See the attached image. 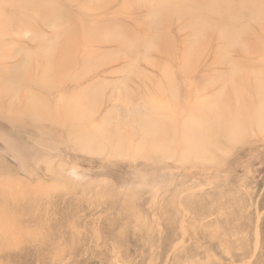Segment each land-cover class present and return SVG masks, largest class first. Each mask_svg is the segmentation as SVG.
I'll return each instance as SVG.
<instances>
[{
	"label": "rangeland",
	"instance_id": "rangeland-1",
	"mask_svg": "<svg viewBox=\"0 0 264 264\" xmlns=\"http://www.w3.org/2000/svg\"><path fill=\"white\" fill-rule=\"evenodd\" d=\"M225 1L233 15L239 1L255 0ZM152 2L0 0V68L26 65L37 76L36 52L45 54L71 32L76 44L55 55L70 66L49 78L81 79L44 103L29 86L0 76V264H264V108L259 119L256 109L240 107L249 125L231 116L245 126H221L224 139L203 125L189 139L179 130L175 137L158 132L149 116L158 112V95L135 91L146 78L158 81L166 63L176 74L183 55L194 53L187 42L193 29L176 18L171 42L147 40ZM257 4L264 9V0ZM241 19L253 31V22ZM213 30L220 26L196 31ZM114 32L137 47L106 42ZM93 34L102 41L85 45ZM209 46L196 77L213 88L196 95L201 102L224 87L229 70L214 63ZM161 48L171 61L159 58Z\"/></svg>",
	"mask_w": 264,
	"mask_h": 264
},
{
	"label": "bare ground",
	"instance_id": "bare-ground-1",
	"mask_svg": "<svg viewBox=\"0 0 264 264\" xmlns=\"http://www.w3.org/2000/svg\"><path fill=\"white\" fill-rule=\"evenodd\" d=\"M153 1L154 2H152V5H150V15L152 16L151 19H153V22L151 21L152 23L150 24V26L149 25H148L149 27L147 26L149 29L146 28L147 30H150L151 33L150 32L149 33L152 35L150 36L148 35L147 40L157 42L158 44L160 43V45L161 43L165 44L171 42L170 41L171 39L168 38L167 36L169 31V26L172 24L174 19L176 18L183 19L187 29L188 28L193 29L191 34H189V39L187 40V42L189 46H191L194 52L191 57L188 56L187 54L183 55L181 61L182 65L179 68V70H176L175 75L174 74L170 75L167 72L168 68L165 69V67L168 64L167 63L165 64L164 61L163 64H165L166 66L165 65L164 67L159 66L160 79L158 81L153 82V81H148V79L146 78L142 82L143 83L142 87L139 86L137 91H135V93L139 95L140 94L144 95L146 92H151L153 93V95L154 94L158 95L159 102L157 101L158 99L155 97V100L157 99L156 102H158V105L156 104L157 106L155 107V110L158 112L156 114L152 113L149 115L151 116V118L154 119L155 123L157 122L160 125L159 126L160 128L156 127L158 129L157 131L159 132V130H161L164 132L163 134L167 133L166 134L167 136L170 135L171 137L172 135V137L173 136L175 137V135H177L178 133L177 130H179L182 133L180 134V139L182 140V138H186L184 137L185 135H187L188 139L191 138L189 137L191 132L194 133L199 129V127L203 125L205 126V127L202 126L204 129H206V126L208 128H212V130L214 128L212 133L215 140L220 139V137L224 139L226 135L217 134L218 130L221 126H224L223 128L228 127L226 125L228 124V122L230 124L232 120L231 116H235V114H237L239 119H242L245 116L244 114L246 111L243 114L238 113V111H240L239 110L240 107H247L250 110H252V113L254 112V109H256L255 116L256 117L261 116V113L259 114L257 110H261L262 108H264V61H263L264 60L263 58L264 57V21L262 20V18H264V9H261L259 4H257L258 0L253 1V3H247L238 0L240 3L234 6L237 9L233 15L229 13L230 12L229 10H226L224 8L225 3L229 2L225 0H218V2H215L214 0L213 1L212 0H205V1L153 0ZM49 7L51 6L49 5ZM44 13L45 11L38 12L39 15H42ZM51 13L52 12L48 13V16ZM240 14L245 16L247 18V21L253 22L254 24L253 31L254 29H256V31L259 32V35L255 36L252 29L248 30L245 27L244 24L246 23L243 22L242 19L240 20ZM252 14H254L255 16ZM208 18L212 20V23H208L204 21ZM34 19L35 21H38L40 23L49 20L47 19L44 21V19H41V21H39L35 17ZM216 25L220 26V30L218 31L213 30L212 32L208 33L205 36L201 35L200 32L196 31L200 27H202L204 30H208ZM104 30L107 29L104 28ZM108 30L114 31L113 26L109 27ZM114 33L115 36H113V38L110 41L108 40L106 42L114 43L118 46V48L123 50L131 49L132 47L133 48L137 47V45L134 42L135 41L134 38L129 39L126 36H124L121 32H117V33L114 32ZM155 33H160L162 37L156 38ZM198 37L202 38V42L200 38L198 39ZM76 38L77 37L75 36V34L73 33L71 34V32H68L66 35L63 36L61 40L62 41L61 44L59 45L57 44L53 48L51 47L43 55L41 53L39 54V52H36L37 55L35 57V60H37L38 64L36 62L34 68L37 70V76L33 77L31 74L27 73L26 65H21L19 71H14L13 69L6 67L3 68L1 67L0 76L9 80L11 85L17 84L18 87H25V88L29 86L31 90L33 89V91L39 94V96L41 95V99L45 103V100H47L48 97H50L55 90L64 88L68 83L76 84L81 80L80 78H76V80L74 78L75 81L73 80L71 81L66 76L56 77V79L49 78V76L59 72H63L69 68L70 64L60 61L58 58H56L55 55L57 54L56 52L60 49L62 51V50H66L70 46H74L77 42ZM101 41L102 38L98 34L95 35L93 34L91 35V37H89V39H87V41H85L84 44L87 46L89 44L94 46ZM149 41L147 42L149 43ZM205 44L206 46L210 45L209 47L213 55L214 63L227 65L229 70L227 73L228 76L224 82L225 83L224 87H222L220 91H216V93L209 100L201 102L200 100L198 101L196 95L202 92H210L213 88V85L209 79L202 80L199 77H196V73L199 69L198 68L199 66L197 65L198 64L197 61L199 58L202 59L204 52H206L205 49L207 47L205 46ZM161 49L162 50L156 49L157 50L156 54L159 56V58L163 60L166 59V62L167 60L171 61L170 59L171 55L170 56L167 55L165 50H163V48ZM150 53L151 52H149V54ZM234 55L238 56L240 59H236ZM145 58L144 60L142 59V61H145ZM131 65L132 64H130V66ZM157 65H155V68H158ZM38 70L40 71V73ZM135 70L136 69H134L133 71ZM147 83L148 86L151 87V90H149L145 85ZM237 90H242L246 94L244 93L245 95L243 96L236 94ZM145 96H148V94ZM164 96L166 97L164 98ZM148 99L149 98L147 97V101ZM142 108H145V106ZM241 110H243V108ZM250 110L248 112H250ZM183 114H185V116L187 117L186 120L184 119L185 116ZM262 114L264 115L263 112ZM253 115L254 114H251V117ZM149 116H147V118ZM235 118L233 117V122L235 121ZM239 119H236L237 121H235L236 127ZM259 119L262 118L259 117ZM180 120H181V124H179V126H174L175 122H178ZM244 120L246 121L247 119H245L244 117ZM148 121H150V119H148ZM145 122L147 123L146 119L144 123ZM233 122H231V124ZM242 122L243 121L241 120L240 124ZM256 122H259L257 121V118H256ZM144 123L141 120V124H143L142 127L144 126ZM149 123L150 122H148V124ZM246 123L249 125V121H246ZM231 124L229 126L235 129L236 127L233 126L235 124L233 125ZM240 124L238 127H241ZM242 126H245L244 122ZM146 127L147 125H145L144 129H146ZM230 127L229 129L232 130ZM151 129H149V131ZM215 129L217 131H215ZM166 135L164 137H166ZM194 135L197 136L196 134ZM165 139L164 141L163 140L161 141L166 143L169 138L167 140ZM197 139L199 140V138ZM209 139L208 140L211 141L213 138L212 139L209 138ZM157 143H161V142H156L155 145Z\"/></svg>",
	"mask_w": 264,
	"mask_h": 264
}]
</instances>
